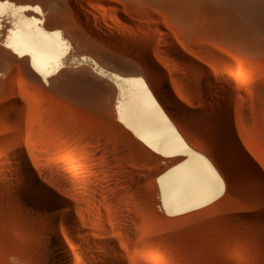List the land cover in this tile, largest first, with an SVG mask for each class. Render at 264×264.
Instances as JSON below:
<instances>
[{
	"label": "rangeland",
	"instance_id": "374dc122",
	"mask_svg": "<svg viewBox=\"0 0 264 264\" xmlns=\"http://www.w3.org/2000/svg\"><path fill=\"white\" fill-rule=\"evenodd\" d=\"M0 4V264H48L51 258L42 241L43 223L14 194L20 181L11 163L18 148L91 224L94 247L72 242L82 235L59 225L70 264H99L82 254L104 252L108 239L116 241L124 264H264V204L248 193L239 174L235 185L225 167L232 162L219 157L223 152L235 161L241 157L259 178L257 185L264 184V18L258 17L264 0ZM29 6L41 12L27 11ZM14 8L25 23L34 20L25 10L36 11L45 32L65 37L70 54L51 82L34 74L28 55L8 44L19 19ZM168 40L180 54L172 52ZM147 58L165 74L176 103L161 90ZM133 70L234 184L229 185L232 199L224 195L181 215L164 211L153 174L170 159L151 157L117 118L121 92L112 75ZM222 123L233 131L239 150L226 135L228 150L216 143L217 129L225 130Z\"/></svg>",
	"mask_w": 264,
	"mask_h": 264
},
{
	"label": "bare ground",
	"instance_id": "6f19581e",
	"mask_svg": "<svg viewBox=\"0 0 264 264\" xmlns=\"http://www.w3.org/2000/svg\"><path fill=\"white\" fill-rule=\"evenodd\" d=\"M30 7H27V9H35L37 6ZM3 9L4 7L2 6L0 12ZM14 9L12 12H15V16H19V19L15 25L16 27L12 28L11 37L8 38L9 41L7 42L20 55H28L26 58L27 61L29 58L31 62V70H34L32 72H35L37 76L47 83L52 79L53 74H56L55 72L63 69L67 62L69 46L67 47V42L65 43L66 39L64 40L65 37L63 38L60 32L57 33L55 31L56 35L49 34L47 33L48 31L45 32V25L40 24L42 23L40 22L41 19L36 15L37 12H41L40 7L37 8L39 11L37 9H35L37 12L34 10L35 14L31 12L32 10L29 13H27L29 9L25 10L26 15L33 14L34 16V20H29L26 23L22 22L19 14L17 16V12L21 13V10L19 11L18 8L17 10L16 8ZM263 14L264 12L257 16L264 18ZM167 45L172 47V52L180 54L179 51L174 49L172 41L168 40ZM13 50L11 52L8 50L7 52H10L11 55L14 52ZM14 55H16L15 52ZM148 61L149 59L147 58V63L151 62ZM30 62L28 61V63ZM190 63L201 70L202 74L207 73L196 63L192 61ZM149 66L151 71L161 79L159 82L161 90L165 91V95L175 102L163 80L165 77L163 71L152 63H149ZM132 72L134 74L127 76L112 75L121 92V99L117 105V118L126 126L124 127V129L126 128L125 131L128 129L129 131L127 132L130 136L135 142L140 143L146 151H149V154L152 155L151 157H156L157 159L160 158L159 156H164L170 159L168 165L160 166L153 174L156 177L154 178L157 179V188L164 211L171 216L181 215L209 206L220 200L224 195H227V200L232 199L230 198L232 195H230V187L232 188L234 184L230 185L228 183L229 178L221 171L219 165L214 162V159L211 158L212 156L208 155L209 152L203 151L204 147L198 140H194V142L190 140L184 128L181 127L182 124L180 125L179 120L177 121L178 118L176 119L175 112L169 109L146 78L138 70H133ZM177 105L179 106V104ZM223 126H225V130L219 127L216 131V143L224 150H228L229 146L224 138L226 135L229 138L228 143L238 149V142L233 131L227 124H223ZM17 145V147H20V141H18ZM225 153L223 152L224 155L219 157H223L221 159L226 158L232 162L231 164H224L235 185L239 183V178L237 179V174H239L244 178V186L247 188L248 193L260 199L264 204V184L260 182L257 185L259 178L253 168L247 165L240 156L239 161H235L232 154L226 153L227 155H225ZM14 154L15 159L11 163V171L20 181L18 182L20 186L13 193L43 223L42 241L51 252L48 264H70L71 253L60 233L59 225L69 232L77 230L82 235H80L82 239L80 238L78 241L73 239L72 242L86 244L87 247L97 246L98 243L89 236L88 227L90 226L88 223L90 224V222L86 219L85 213L74 212V208L76 209L75 204L43 179V173L39 172V174L33 168L31 161L22 148L16 149ZM148 184L150 183L148 182L144 185L146 189L150 187ZM253 188H257L260 194L255 193ZM224 202L226 203L225 200ZM104 244L106 246L104 252L93 253V256L84 252L82 256L91 261L95 259V261H99L102 264H124L118 260L121 254L118 252L116 241L108 239Z\"/></svg>",
	"mask_w": 264,
	"mask_h": 264
},
{
	"label": "snow or ice",
	"instance_id": "6c2138e0",
	"mask_svg": "<svg viewBox=\"0 0 264 264\" xmlns=\"http://www.w3.org/2000/svg\"><path fill=\"white\" fill-rule=\"evenodd\" d=\"M0 9H2V4H0Z\"/></svg>",
	"mask_w": 264,
	"mask_h": 264
}]
</instances>
